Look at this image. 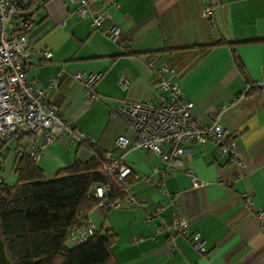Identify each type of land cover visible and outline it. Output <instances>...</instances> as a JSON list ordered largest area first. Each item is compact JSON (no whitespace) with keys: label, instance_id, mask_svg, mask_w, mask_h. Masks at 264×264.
Here are the masks:
<instances>
[{"label":"crops","instance_id":"crops-1","mask_svg":"<svg viewBox=\"0 0 264 264\" xmlns=\"http://www.w3.org/2000/svg\"><path fill=\"white\" fill-rule=\"evenodd\" d=\"M26 2L33 18L26 77L49 92L62 118L93 139L98 151L131 170L134 180L128 191L145 203L141 209L97 205L89 211L96 233L114 239L112 262L264 264V233L243 207L246 195L264 208V0H89L87 9L108 16L98 30H91L90 20L79 17L72 4ZM206 8L209 18L201 16ZM110 28L119 33L116 42L103 35ZM44 51L51 53L48 63L41 62ZM150 61L175 71L183 96L193 103L191 116L197 124H210L218 114V124L236 136L240 158L247 164L242 179L210 144L191 145L181 169H167L165 179L152 173L166 167L134 149L135 136L119 117L110 116L124 102L155 105L159 96H166L155 88ZM75 73L100 75L94 91L102 101L86 102L82 83L73 80ZM52 79L60 82L57 90L48 88ZM121 79L128 82L127 89L119 86ZM119 136L128 140L125 151L113 147ZM6 149L0 155L5 176L14 165V150ZM90 158L85 145L65 137L44 148L36 167L50 181L59 170ZM146 178L159 183L162 192L146 185ZM157 208L166 224L175 215L186 219L189 232L200 235L205 254L196 253L185 238L155 233L157 219L147 215Z\"/></svg>","mask_w":264,"mask_h":264},{"label":"built area","instance_id":"built-area-1","mask_svg":"<svg viewBox=\"0 0 264 264\" xmlns=\"http://www.w3.org/2000/svg\"><path fill=\"white\" fill-rule=\"evenodd\" d=\"M75 6V13L90 20L91 30H98L101 23L108 17L105 11H90L85 0H59ZM26 0H0V144L14 145L15 173L17 161L27 156L33 164H37L44 148L62 138H69L84 145H94L93 139L79 130L74 129L66 122L58 108L51 102L49 92L43 88H35L25 74L26 62L31 58L32 51L28 45L27 32L33 24L30 15L19 16L21 8L26 6ZM210 9L206 8L201 16L209 18ZM105 38L116 42L119 33L115 28L103 32ZM127 51L126 43H122ZM51 58L50 51L41 53V62L48 63ZM148 67L156 76L155 88L166 96H159L157 104L150 102H124L114 109L110 116L119 117L127 129L135 136L134 149L144 151L156 157L166 167L164 171L153 169L163 180L167 176V169H181L183 159L191 153L193 144H210L228 163L237 169V178L242 179L247 164L240 158L234 134H230L221 127L217 120L218 114L212 116L213 121L207 125L197 124L191 116L192 101L186 99L177 82L175 71L166 64L155 66L150 61ZM100 75L84 76L80 73L73 75L74 81L82 83L86 102L88 104L102 101V97L95 93L94 85ZM119 86L127 89L129 84L121 79ZM60 82L52 79L48 88L57 90ZM113 147L125 151L128 140L124 136L115 139ZM2 150V149H0ZM106 163L102 164V172L114 181L121 183L129 174L130 169L120 161L111 160L106 155ZM0 162V191L8 187L5 181L4 169ZM143 182L156 185L162 192L161 185L150 178ZM197 186V183H193ZM124 198L115 202L107 201L110 195L108 186H97L87 194L88 199L100 200L105 210L141 209L145 206L143 201L136 199L128 188L124 189ZM243 207L259 223L264 233V208L256 207L251 199L244 195ZM176 211V208H174ZM160 208L147 215V219L156 218L155 233L166 232L170 236L177 235L185 238L191 248L198 254L204 255V243L196 232L190 233L188 221L177 215L170 224L159 218ZM96 230L87 216H82L79 224L70 227L67 231L66 242L71 247H79L94 237Z\"/></svg>","mask_w":264,"mask_h":264},{"label":"trees","instance_id":"trees-1","mask_svg":"<svg viewBox=\"0 0 264 264\" xmlns=\"http://www.w3.org/2000/svg\"><path fill=\"white\" fill-rule=\"evenodd\" d=\"M88 1L85 0L86 4ZM29 7L26 3L19 16L26 15ZM219 45L207 47L205 51ZM238 69L243 70L241 64ZM85 146L91 158L59 170L50 181L27 156L17 161L16 186L0 191V243L3 245L0 263L11 258L13 264H114L110 254L114 240L111 236L96 233L79 247L69 250L65 247L68 229L79 224L82 216H88L101 203L88 199L89 191L108 186L110 195L106 200L115 202L124 198V189L134 180L130 170L121 183L114 181L102 172L107 154L98 151L95 144Z\"/></svg>","mask_w":264,"mask_h":264},{"label":"rangeland","instance_id":"rangeland-1","mask_svg":"<svg viewBox=\"0 0 264 264\" xmlns=\"http://www.w3.org/2000/svg\"><path fill=\"white\" fill-rule=\"evenodd\" d=\"M5 147L8 149V152H12L14 150V145L12 143L7 144V145H1L0 144V149H2V151L0 150V155H2L5 151ZM6 149V150H7ZM5 155V154H4ZM5 174V172H4ZM5 176V175H4ZM5 181L7 182L8 186L10 188H14L16 186L17 183V175L15 173H12L11 171H9L6 176H5ZM1 240V239H0ZM1 245V243H0ZM65 247L66 249H71V246L69 245L68 242H65ZM13 260L11 258H7L5 260V263H0V264H13Z\"/></svg>","mask_w":264,"mask_h":264}]
</instances>
